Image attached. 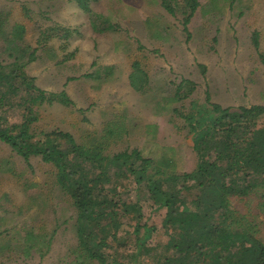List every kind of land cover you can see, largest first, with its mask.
I'll return each mask as SVG.
<instances>
[{
	"label": "rangeland",
	"instance_id": "1",
	"mask_svg": "<svg viewBox=\"0 0 264 264\" xmlns=\"http://www.w3.org/2000/svg\"><path fill=\"white\" fill-rule=\"evenodd\" d=\"M167 1L173 14L161 0H88V11L79 0H0V73H19L10 81L16 93L0 107V123L18 129L30 106L36 137L62 131L91 145L115 128L105 154L137 150L164 173L193 170L194 132L185 116L200 120L206 93L231 110L264 104V0H197L186 30L188 10ZM134 63L143 74L138 89L130 84ZM20 72L46 94L64 91L69 103H24L34 91ZM54 171L39 156L25 160L0 140V264H70L76 258V211ZM117 188L119 203L132 206L120 211L125 231L136 222L155 228L137 264H161L168 240L164 208L132 176L118 180ZM200 192L192 186L183 198ZM262 204L264 187L230 197L264 243ZM118 234L108 246L130 254L131 243L119 244L124 231Z\"/></svg>",
	"mask_w": 264,
	"mask_h": 264
},
{
	"label": "trees",
	"instance_id": "2",
	"mask_svg": "<svg viewBox=\"0 0 264 264\" xmlns=\"http://www.w3.org/2000/svg\"><path fill=\"white\" fill-rule=\"evenodd\" d=\"M79 1L81 8L88 11V0ZM161 3L169 13L175 12L169 1L161 0ZM175 3L184 8L183 12L188 10L183 19L186 30L185 25L198 1L176 0ZM64 33L67 36L69 31L64 29ZM132 65L130 84L138 89L143 74L136 63ZM17 75L15 71L0 73V107L8 93L16 91L10 81ZM20 75L26 87L34 91V95L27 94L24 103L56 100L69 103L64 91L46 94L27 81L23 72ZM180 87L181 84L177 90ZM205 98L208 104L198 110L199 121L192 122L193 117L185 116L194 132L192 149L197 162L193 170L181 174L164 173L159 165L137 150H124L112 156L105 154V140L114 135L115 128H106L105 140L101 137L94 144L83 145L62 131L36 137L30 131V122L35 119L30 114V106L18 129L16 125L7 127L0 123V140L19 156L25 160L39 156L54 167L56 184L75 208L78 253L70 264H91L92 261L137 264L138 256L149 252L146 241L154 226L136 222L125 231L127 226L120 220V211L132 209L131 205L118 200V180L128 175L137 184H143L157 208L165 210L161 226L168 240L167 252L159 259L161 264H264V243L255 235L254 224L247 214L230 205V197H247L264 187V104L231 110L210 102L207 93ZM0 121H3L1 117ZM192 186L201 191L199 196L184 199ZM120 231L125 235L118 243L124 248L131 243L128 255L107 244L108 239L119 240Z\"/></svg>",
	"mask_w": 264,
	"mask_h": 264
}]
</instances>
